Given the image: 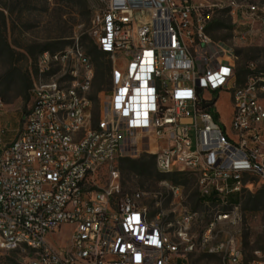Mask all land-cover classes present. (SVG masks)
<instances>
[{
	"label": "built area",
	"instance_id": "obj_1",
	"mask_svg": "<svg viewBox=\"0 0 264 264\" xmlns=\"http://www.w3.org/2000/svg\"><path fill=\"white\" fill-rule=\"evenodd\" d=\"M89 36L111 64L110 89L92 98L96 69L78 44L39 57L32 105L12 139L0 98V258L25 264H178L197 247L246 263L218 215L199 238L197 214L152 216L141 194L121 195L120 160L155 159L161 174L190 173L201 199L222 204L264 185V78L234 47L207 36L209 6L193 0H97ZM262 13V14H261ZM241 15L264 13L248 6ZM230 100V122L217 103ZM217 116V118H216ZM107 176L101 183L102 172ZM171 192L179 188L163 182Z\"/></svg>",
	"mask_w": 264,
	"mask_h": 264
},
{
	"label": "rangeland",
	"instance_id": "obj_2",
	"mask_svg": "<svg viewBox=\"0 0 264 264\" xmlns=\"http://www.w3.org/2000/svg\"><path fill=\"white\" fill-rule=\"evenodd\" d=\"M198 5L209 6L212 20L207 36L236 49L239 56L238 72L242 82L247 67L255 66V74L264 78V27L259 19L243 17L242 10L257 6L264 13V0H193ZM97 0H0V98L6 105L2 118L12 139L21 127L32 105L33 82L39 78V57L44 52H59L76 44L91 57L96 69L92 98L110 89L111 64L106 58L89 54L94 50L89 36L90 22L97 8ZM262 14V13H261ZM98 63H102L100 68ZM107 66V68H106ZM220 120L230 122V100L222 95L217 103ZM138 162V163H133ZM121 181V196L141 194L142 205L152 216L163 214L173 221L181 212L197 214L192 235L199 238L207 225L218 215L229 214L235 223L218 224V240L236 237L244 252L246 263H264V185L255 181L252 192L243 191L230 199V206L222 204L216 195L200 202L197 179L183 173L173 182L162 178L155 159L143 155L135 160L125 159L114 164ZM107 172L101 174L104 179ZM170 182L179 188L177 194L163 185ZM178 264H223L219 257L208 255L197 247L188 260H174ZM0 264H25L23 258L10 254L0 258Z\"/></svg>",
	"mask_w": 264,
	"mask_h": 264
},
{
	"label": "trees",
	"instance_id": "obj_3",
	"mask_svg": "<svg viewBox=\"0 0 264 264\" xmlns=\"http://www.w3.org/2000/svg\"><path fill=\"white\" fill-rule=\"evenodd\" d=\"M93 47H94V45H93ZM89 54H96V56H97V58H101L100 57V55H99V53H97V51H96V49H95V47H94V50L93 51H91ZM104 58V57H103ZM98 66L100 67V68H102L103 67V64L102 63H98ZM106 68H107V66H106ZM216 118H217V116H216ZM133 163H138V162H133ZM159 173V172H158ZM179 175H181V174H161V173H159V176H161L162 178H170L171 180H173V182H175L176 180H177V177L179 176ZM171 182V181H170ZM170 182H168L170 185H172ZM175 186V185H174ZM211 197H213V196H211ZM242 199V195L240 196V200ZM204 199H200V202L201 203H204Z\"/></svg>",
	"mask_w": 264,
	"mask_h": 264
}]
</instances>
